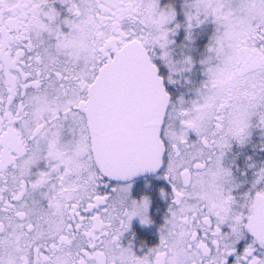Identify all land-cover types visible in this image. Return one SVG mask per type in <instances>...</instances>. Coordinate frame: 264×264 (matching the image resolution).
Returning <instances> with one entry per match:
<instances>
[{"label":"snow or ice","instance_id":"snow-or-ice-1","mask_svg":"<svg viewBox=\"0 0 264 264\" xmlns=\"http://www.w3.org/2000/svg\"><path fill=\"white\" fill-rule=\"evenodd\" d=\"M0 264H264V0H0Z\"/></svg>","mask_w":264,"mask_h":264}]
</instances>
